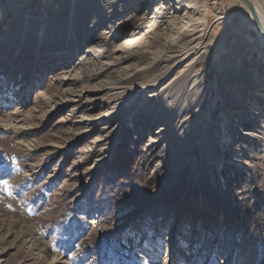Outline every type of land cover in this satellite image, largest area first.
<instances>
[{"label":"rangeland","instance_id":"obj_1","mask_svg":"<svg viewBox=\"0 0 264 264\" xmlns=\"http://www.w3.org/2000/svg\"><path fill=\"white\" fill-rule=\"evenodd\" d=\"M256 39L240 0H0V264H258Z\"/></svg>","mask_w":264,"mask_h":264},{"label":"trees","instance_id":"obj_2","mask_svg":"<svg viewBox=\"0 0 264 264\" xmlns=\"http://www.w3.org/2000/svg\"><path fill=\"white\" fill-rule=\"evenodd\" d=\"M114 162V161H113ZM106 175L104 180L106 181V185L108 186H117L118 181L121 179H126L129 176H125L126 174V169L122 165L118 164L117 162L111 163L107 166L106 168ZM97 195H100L99 192L97 191ZM89 200L87 201L88 204L97 202L99 200H94V198H88ZM95 204V203H94ZM248 211V210H246ZM247 216H250L248 213ZM192 222L194 226L197 228L196 230V243L198 245L204 244V248L209 250L214 241V239L218 238V242L216 245V249L219 252H222L227 256L228 261H232L234 253L236 249L240 246V240L238 238V233L236 229V224L233 222V219L230 218L227 214L223 216L221 226H220V232H218V218H211L209 216H198L197 214H193ZM212 219V220H211ZM252 225L251 223H249ZM207 233L206 235H210V238H203V235H201L200 232ZM200 234V235H199ZM262 240V245L260 248L259 252V257H258V264L262 263L264 261V234L261 238ZM210 243V244H209ZM209 244V245H206ZM203 246H201V249H204ZM194 251H197L194 248Z\"/></svg>","mask_w":264,"mask_h":264},{"label":"bare ground","instance_id":"obj_3","mask_svg":"<svg viewBox=\"0 0 264 264\" xmlns=\"http://www.w3.org/2000/svg\"><path fill=\"white\" fill-rule=\"evenodd\" d=\"M248 9L249 17L253 25V29L256 32V40L258 42L257 50L264 48V15L261 9L253 0H240ZM250 5V6H249ZM259 52V51H258ZM257 51H255V54ZM260 57V55H259ZM252 60L256 63L253 68H259L261 66V61H263V57L261 59ZM252 66V65H251ZM249 109V107H245Z\"/></svg>","mask_w":264,"mask_h":264},{"label":"snow or ice","instance_id":"obj_4","mask_svg":"<svg viewBox=\"0 0 264 264\" xmlns=\"http://www.w3.org/2000/svg\"><path fill=\"white\" fill-rule=\"evenodd\" d=\"M250 6V5H249ZM3 184L5 186V190H8V181L7 180H4L3 181ZM9 195H11V192L9 191Z\"/></svg>","mask_w":264,"mask_h":264}]
</instances>
